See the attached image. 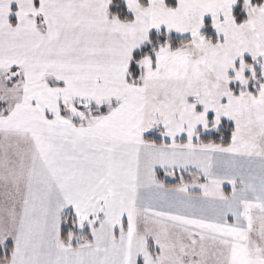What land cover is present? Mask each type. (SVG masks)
I'll list each match as a JSON object with an SVG mask.
<instances>
[{
  "label": "snow or ice",
  "instance_id": "1",
  "mask_svg": "<svg viewBox=\"0 0 264 264\" xmlns=\"http://www.w3.org/2000/svg\"><path fill=\"white\" fill-rule=\"evenodd\" d=\"M0 264H264V0H0Z\"/></svg>",
  "mask_w": 264,
  "mask_h": 264
},
{
  "label": "rangeland",
  "instance_id": "2",
  "mask_svg": "<svg viewBox=\"0 0 264 264\" xmlns=\"http://www.w3.org/2000/svg\"><path fill=\"white\" fill-rule=\"evenodd\" d=\"M226 191H229L230 190V188L229 187H226V189H225Z\"/></svg>",
  "mask_w": 264,
  "mask_h": 264
}]
</instances>
